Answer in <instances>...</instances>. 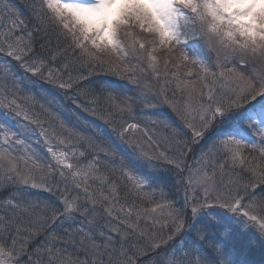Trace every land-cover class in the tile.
I'll return each mask as SVG.
<instances>
[{
	"label": "snow or ice",
	"instance_id": "1",
	"mask_svg": "<svg viewBox=\"0 0 264 264\" xmlns=\"http://www.w3.org/2000/svg\"><path fill=\"white\" fill-rule=\"evenodd\" d=\"M28 7L35 32H28L27 39L6 38L7 51L0 46V53L25 75L41 76L47 68L44 78L55 82L69 68L107 69L127 76L131 86L126 92L105 82L93 89L94 103L106 102L109 120L133 112L137 104L144 105L140 111L165 104L179 123L160 121L171 132L165 137L171 155L159 154L173 173L170 183L156 163L159 157L143 150L139 142L129 140L117 157L111 145L93 142L55 115L45 127L42 114H30L15 97L8 98L20 90L24 77L13 71L10 62L0 65V105L13 108L16 116L23 113L24 120L37 126L51 157L45 167L33 152L27 157L32 166L21 170L14 145L24 141L0 123L4 186L0 192L13 190L7 198L0 197V264H238L233 225L252 231L250 243L257 239L264 243V0H31ZM14 11L13 0H7L0 16L11 17ZM23 23L13 18L14 30ZM137 29L151 39H142ZM185 30L191 31L192 39ZM36 34L42 41L39 53ZM205 46L215 53L214 64ZM161 50L168 54L162 67L155 54ZM105 54H114L123 67L101 59ZM57 61H63L62 69L50 67ZM181 66L188 71H179ZM149 72L157 81L169 76L177 81L171 98L166 87L156 93L150 81L141 83ZM58 87L71 89V76L60 80ZM24 127L27 134H34V129ZM139 127L121 126L119 135L123 138L129 129ZM145 135L156 143L146 130ZM83 144L90 152L81 150L77 158V146ZM197 147L195 160L201 166L193 168L188 157ZM245 149L258 152L260 163L255 156L251 160L245 156ZM88 154L92 159L81 164ZM96 181L98 192L92 189ZM20 186L49 195L33 201ZM180 186L186 194L178 207L170 196ZM121 188L136 199L148 195L144 189L159 190L164 202L143 210L133 203L122 222L124 230L105 231L99 221L105 213L113 216L112 201ZM199 191L205 202H200ZM213 194L214 201L208 202ZM69 244L75 255L68 252Z\"/></svg>",
	"mask_w": 264,
	"mask_h": 264
},
{
	"label": "rangeland",
	"instance_id": "2",
	"mask_svg": "<svg viewBox=\"0 0 264 264\" xmlns=\"http://www.w3.org/2000/svg\"><path fill=\"white\" fill-rule=\"evenodd\" d=\"M30 2H31V0H29ZM24 8H27V7H24ZM29 11H30V8H29ZM17 12V11H16ZM16 12L14 11L13 12V15L11 16V20H12V26H13V18H16L17 20H19L20 18L19 17H17L16 15ZM5 15V14H4ZM8 21H10L9 19H5V17L4 16H0V46H5V51H7V48H6V45L4 44V41H5V39L7 38L9 41H15L16 40V38L17 37H15L14 39L13 38H11V39H9L10 37H12V30H14L13 28H11V31H10V28L8 27L9 26V24H11L10 22H8ZM136 34L138 35V36H140L142 39H151V37L150 36H146L145 34H143V33H140L139 32V30L137 29L136 30ZM156 55H157V57L159 58V60L161 61V67L163 66V60L166 58V56L168 55L167 54V51L166 50H161V51H159V52H157V53H155ZM1 57H4V58H8V57H6L3 53H0V58ZM9 59H11V58H9ZM101 59H104V60H106V61H109L110 63H113V64H117V65H120V67H123V65L120 63V61L117 59V57L113 54V55H109V54H105V55H102L101 56ZM135 61H133V63H134ZM12 63L15 65V67H16V73H17V75L18 76H21V77H25V76H27V75H25L24 73H23V71L19 68V66H18V64L15 62V61H13L12 60ZM0 65H2V64H0ZM232 65L231 64H229L228 65V67H231ZM96 71H95V73H94V76L93 77H95V76H99V75H104V74H108V75H111L110 73V71H108L107 69H103V70H101V68H96L95 69ZM170 70L171 71H177V69H175V68H172L171 67V65H170ZM179 71H181V72H187L188 71V68H185V67H183V66H181L180 67V69H178ZM13 71H14V69H13ZM218 71V70H217ZM31 77V76H30ZM32 78H35L36 79V77H32ZM37 78H39V77H37ZM40 79V78H39ZM180 79H184V77H181ZM192 81H196V78L195 77H192V78H190ZM24 80V79H23ZM60 80H61V78H60ZM62 80L63 81H65V80H67L65 77H63L62 78ZM87 81H89L88 79H87ZM149 81H150V84H151V86H152V88H153V91L154 92H156V93H159V90H160V88L161 87H166L167 89H168V94H169V96H170V98H171V92H172V90H174V89H176V84H177V81L176 80H173V79H171V77L169 76L168 78H162L161 80H159V81H157L154 77H152L151 76V73L149 72L148 73V80H143L142 79V83H149ZM167 81V82H166ZM43 82H46V83H48V84H51V85H53V82H51V81H49L48 79H45ZM56 85H58V83H55ZM86 84H88V83H86ZM86 86V85H85ZM84 86V87H85ZM195 88H196V90L197 91H199V89H200V87H201V85H200V83L199 82H196L195 83ZM62 90H67V89H65V88H62ZM186 94V93H185ZM42 95V94H41ZM41 95H39V98L37 99L36 98V108L39 110V109H41V106H43V109L44 108H46V106L49 104V105H52V104H54V101L51 99V97H47V96H41ZM179 92L177 93V97H179ZM18 102V101H17ZM144 106V105H143ZM3 107V106H2ZM161 107H166V108H168L169 109V107L167 106V105H165V104H159V105H157L156 107H154V108H152L153 110H155V109H158V108H161ZM7 110H9V112H11V113H8L9 114V116H5L4 114H2V115H0V118L2 119L1 120V122H4V123H6V121H11V125L12 124H14V125H16V126H20L21 128H22V130L24 131L25 130V127L24 126H22L21 124H19V123H17L16 122V119H13L12 118V116L14 117V118H17L16 117V112H15V110L13 109V108H7ZM27 111L30 113V114H33V112H32V107L31 106H29L28 108H27ZM39 111H41V110H39ZM92 113H94L96 116H99L98 114H96V113H98V112H93L92 110H90ZM101 115V114H100ZM20 118V120H24V118H23V113L19 116ZM22 118V119H21ZM99 118H102V117H99ZM135 119V118H134ZM155 119V118H154ZM154 119H152V118H148L147 120H146V118H144V119H141L140 121H142L143 122V120H145V127L147 128V132H148V127H149V129L152 127V129H153V126L152 125H150V124H154ZM26 121V120H25ZM126 122H128L129 124H132V122H130V121H126ZM126 122L125 121H122V124H121V126H127L128 124H126ZM144 123V122H143ZM24 125H26V124H24ZM29 125H31V126H33L34 128V130H36V132L37 131H39V129H37V126L36 125H34V124H29ZM140 125V124H139ZM19 127V128H20ZM28 127H30V126H28ZM151 129V130H152ZM151 130H150V132H151ZM164 130H166V129H164ZM159 134L161 135V136H165L166 134H163V130H159ZM149 135V134H148ZM121 140H123L124 141V139L125 140H127V141H129V140H132L133 142H139V143H141L142 145H143V150H145V151H147V152H149L150 154L153 152V153H155V152H157L158 151V147L156 148L155 147V145L158 143V140H156L155 139V141H156V143L155 144H152L151 143V146H146V145H148V143H149V141L147 140V142H146V135H145V132H144V130L142 129V128H138V129H129L126 133H125V135H124V137L122 138L121 136L119 137ZM37 142L39 143V146L40 145H42V144H44L45 145V149L44 148H42L45 152H47V144L45 143V140H44V138L43 137H40V140H37ZM250 151V150H249ZM249 151H246V150H244V155L245 156H247L250 160L252 159V157L253 156H255L256 157V162L257 163H260V161H259V154H258V152L257 153H251V151L249 152ZM250 153H251V155H250ZM47 154V153H46ZM47 156L51 159V157H50V154H47ZM188 163H189V160H188ZM190 164H192V160H191V162H190ZM226 172L228 171V170H225ZM224 179H225V182H227L228 180H229V176L228 175H225V177H224ZM198 196H200L199 198H200V202H205V201H203V192L202 191H199V193L197 194ZM182 199V198H181ZM214 199H215V194H213V197L211 198V200L210 201H208V202H212V201H214ZM183 200H185V196L183 197ZM183 203H184V201H183ZM258 230V229H257Z\"/></svg>",
	"mask_w": 264,
	"mask_h": 264
},
{
	"label": "trees",
	"instance_id": "3",
	"mask_svg": "<svg viewBox=\"0 0 264 264\" xmlns=\"http://www.w3.org/2000/svg\"><path fill=\"white\" fill-rule=\"evenodd\" d=\"M19 29L20 30L12 31L11 32L12 33V37H10L9 39H11V38L14 39L15 37H18V36H23L25 39H27V33L28 32H30V31L35 32L34 21L32 20L31 24L27 23L26 25H24V24L19 25ZM33 39L36 42V51L38 53L41 52L40 44L42 43V41L40 40V34H36L33 37ZM55 44H56V41H55V39H53L52 45H51V47L53 49L55 48ZM62 65H63V61H57L56 64L50 65V67H52L54 69L55 68H61L62 69ZM95 69L96 68H94V69L79 68L77 66V70L76 71H72L71 68H69V70H67V71H62V74L60 76L61 80H62L63 77H65L67 79L65 81H68L69 80V76H71V80L73 82L72 89H68L66 91V94L70 95V99L71 100L73 99V96H72L73 93H74V95H78V99H81V103H83L81 105H83L86 110L90 111V110H92L94 108L97 109V111H95V112H98L99 114L104 116L106 118L105 120H106V123H108V125H110V126L119 125V121H121L122 118H125L126 115H124L123 117L117 116L115 119L109 120L105 116L106 111H108L106 102L104 100H100V102L98 104L94 103L95 94L93 93L92 87L88 86L86 83L90 82V81H87V79H89V78L91 79L94 76V73L96 71ZM101 70H103V69H101ZM45 71L47 73L48 69L46 68ZM100 77H102V76H100ZM100 77H98V79ZM118 78H121V77L118 76ZM102 81H103V79H102ZM102 81L101 80H97V79L95 80V82L98 84L99 87L104 84ZM21 85L22 86L20 87V90L19 91H13L12 95H9L8 98L12 99L13 97H15L16 101H18L17 103H19L22 108L26 109L29 106H31L32 110L36 109V104H35L36 100L34 98H32L34 96V94L37 93L36 90H34L35 88L27 86L24 83H22ZM31 88H33L32 91H29V93L26 92V90H30ZM105 95H107V93H105ZM163 113L168 115V112L166 110H163ZM78 147H82V146L78 145L77 146V150H78ZM68 151L71 152V149H68ZM87 151H88V149L86 147L85 152L88 153ZM72 162H74V161H72ZM19 168L22 170V166L21 165H19ZM101 169H103V168H101ZM167 172H169V170H167ZM101 173H104V169L101 171ZM20 187H21V191H23L25 194L28 193L27 192L28 187H24V186H20ZM3 188H4V186L0 185V190H2ZM105 188H107V185H105ZM92 189L96 190L97 192L99 191V182L98 181L92 183ZM34 190H35V192L36 191L43 192L42 190H38V189H34ZM8 191L11 192L13 190L12 189H8L7 191H2L0 193L4 194V193H6ZM32 192H34V191L32 190ZM44 193H46V192H44ZM131 196L132 195H126L125 191L121 188V190L118 193V198L116 199L120 204L118 206H116L117 208L114 209L115 213H113V214H115V215L110 217V222L112 221L113 225H119L118 227L120 228L121 231H123L124 228H125V224L122 223L124 221L125 214H123V216H121V214H120L121 213V208H124V205H127V201L131 198ZM31 197L32 198H30V199H32L34 201H36L38 199L39 200L45 199L44 198V194H41V195L31 194ZM133 197L134 196H132V198ZM142 197L146 198L145 195H142ZM121 202H123V203H121ZM133 203H135V202H133ZM148 223H149V221H148ZM144 226H145V224L142 225V222H141V227H144ZM261 245L264 246V244H261Z\"/></svg>",
	"mask_w": 264,
	"mask_h": 264
},
{
	"label": "bare ground",
	"instance_id": "4",
	"mask_svg": "<svg viewBox=\"0 0 264 264\" xmlns=\"http://www.w3.org/2000/svg\"><path fill=\"white\" fill-rule=\"evenodd\" d=\"M46 73V71L44 70V74ZM44 74H42L41 76H43Z\"/></svg>",
	"mask_w": 264,
	"mask_h": 264
}]
</instances>
